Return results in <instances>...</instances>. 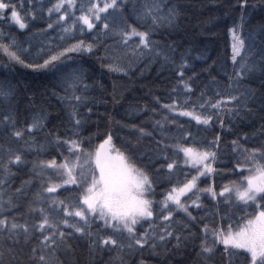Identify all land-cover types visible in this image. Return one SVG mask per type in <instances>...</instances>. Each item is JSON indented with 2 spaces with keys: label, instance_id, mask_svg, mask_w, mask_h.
<instances>
[{
  "label": "snow or ice",
  "instance_id": "1",
  "mask_svg": "<svg viewBox=\"0 0 264 264\" xmlns=\"http://www.w3.org/2000/svg\"><path fill=\"white\" fill-rule=\"evenodd\" d=\"M14 65L54 82L0 79V264H264V0H0Z\"/></svg>",
  "mask_w": 264,
  "mask_h": 264
},
{
  "label": "trees",
  "instance_id": "2",
  "mask_svg": "<svg viewBox=\"0 0 264 264\" xmlns=\"http://www.w3.org/2000/svg\"><path fill=\"white\" fill-rule=\"evenodd\" d=\"M8 30L9 29L7 28V26H5V31H8ZM11 31H13L18 36V38L21 40H24L27 38L26 35H20L19 29L14 28V29H11ZM201 38L205 39V37H201ZM52 39H53V42L55 43V33L52 34ZM207 39H211V41H212V43L209 45L210 53L214 57H216L219 64H221V65L226 64L228 67V71L231 72V61L229 59L231 56V47H230L231 41H230V37L227 34V31L225 29H222V28L217 29L215 34L212 35L211 37H208ZM74 58L76 60L80 59V57L75 56V54H74ZM83 59L86 60L89 65H92L93 70L90 71V75L92 76V78L96 81H99L101 83L106 84L110 88L111 83H112L111 75H114V74L107 73V71L105 69H102L100 67L98 62H95L94 58H88L87 56H85V57H83ZM71 62L72 61H66V63H71ZM10 69H11L10 71L5 72L3 67H0V79L3 78V75H7L10 79H14L16 81H19L21 85L27 84L32 89L38 90V91H43L45 87H51V84L54 82V77L48 71L33 72L31 69L24 68L20 65L10 66ZM222 75H223V73L221 72V76ZM91 82L92 81H89V83H91ZM153 91L158 93V94L166 95V83L161 82V83L157 84L156 87L153 89ZM125 95L129 96L131 94L125 93ZM142 95L143 94L140 91L136 92V96L138 99ZM145 101H150V97L144 96L143 99H139L140 103H143ZM109 109L113 110L111 105H109ZM113 111H121V113H122V110L119 109V106H117V109L113 110ZM116 118L119 119L120 115H117ZM178 119L181 122H185V126L191 127L192 131L195 133L196 126H195L194 121H191L189 124V123H187L188 118H186V117H179ZM231 139H232V136L229 135L227 137V140L230 141ZM222 147H224L223 144H222ZM229 156H231L230 150H229ZM234 163H235L234 159L229 160L226 157L224 160V164L227 165L228 168H231ZM228 178L234 179L235 176L233 174H231L230 172L221 173L220 175L215 177V183L217 186H219V185L225 183ZM65 195H67V193H65ZM204 199H205V203L208 204L209 206H211V203H213V202H209L207 198H204ZM211 219L212 218L210 216L206 217V220H208V221H211ZM105 255L107 256L108 254L106 253Z\"/></svg>",
  "mask_w": 264,
  "mask_h": 264
}]
</instances>
